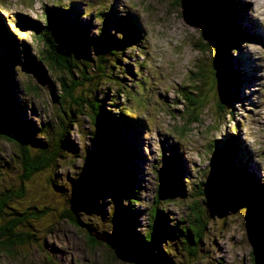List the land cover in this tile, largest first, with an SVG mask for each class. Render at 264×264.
Wrapping results in <instances>:
<instances>
[{
	"label": "rangeland",
	"instance_id": "1",
	"mask_svg": "<svg viewBox=\"0 0 264 264\" xmlns=\"http://www.w3.org/2000/svg\"><path fill=\"white\" fill-rule=\"evenodd\" d=\"M176 1L0 0V17L9 25L10 32L16 34L20 46L19 59L16 57L15 62L10 59L6 63V68L3 69L6 73L0 76V89H12L11 93H15V104L24 105V118L31 120L32 125H42V122L50 123L54 135L60 129L58 117L60 115L51 100L50 86L42 83L38 75L27 67L26 64L30 63L23 62L26 59L37 63L43 48L41 41L37 38L34 24L41 22L44 18L45 4L64 3L71 8L69 18L76 21L75 24L80 28L81 34L92 37L100 34L105 26V22L99 16L101 11H113L109 20H106V33L115 41H121L124 37L130 40L129 48L121 52L122 65L113 69L114 75H118L122 80L124 92L117 94L112 102L113 86L108 82L113 83V79L105 77L103 81L106 83L101 88L103 89L104 86L106 88L103 92L99 91V95L105 97V107L114 109L115 115H119L118 107H120L121 110H127L144 119L136 127H134V121H131V125L121 126L118 141L119 147L125 148L124 153L128 157L129 165L134 164L136 167L137 178L134 184L140 191L134 198L143 200L140 202L143 204H138L136 209L146 210V216L140 215L142 232L152 218L149 215L157 196L159 178L155 174L154 167L163 168L170 161L167 157L175 156L172 169L175 170L176 179L179 181L169 182L172 177L169 175L166 187L163 186L165 193L173 197L159 204L168 214V221L161 223H166V226L173 225L187 213L191 214L186 204L197 193L185 192L189 184L190 187L193 186L192 183L200 185L205 175L209 177L210 173L211 175L219 174L218 161L233 164L231 154L227 152L222 153L221 158L217 155L214 158L215 161L211 160L218 141L224 148L226 139L231 140L236 168L250 170L251 178L254 177L260 182L264 181V0H234L242 6V11L238 12L240 17L237 18V23L247 33V37L244 36L239 49L232 48L231 58L227 59L226 65L232 77H238L240 84L236 79L234 80L235 94L232 102H220L218 85L211 86L209 78L207 84L206 75L203 74L205 76L199 96L201 100L196 109L197 114H201V122L192 124L186 130L184 111L187 109V104L179 98L178 93L181 84L188 83L189 70L194 66L195 59L199 55L194 45L199 39L200 32L195 22H192L186 14V8L184 9L179 3L177 5ZM125 13L128 19H126V25H122L119 17H123ZM11 16L14 19L13 22H11ZM128 30L130 33L126 36ZM47 64L46 61L42 62L43 68L54 77L52 78L54 88L59 91L57 78L64 73L60 69H50V65L47 66ZM93 83L95 82L77 85L75 97L82 95L87 88H91ZM32 85L38 89L34 90L30 87ZM108 85L112 88L109 89ZM228 88H232V83L226 89ZM223 103L227 108H224L225 112L220 111L223 109ZM63 110L71 116L72 110L76 111V107L65 106ZM88 115V113L76 115L69 128L72 150L64 154L71 153L72 158L67 156L64 159L59 158L53 165L54 170H52L55 175L57 174L56 184L64 186L63 190L42 185L46 181L45 178L48 179L47 176L44 177L45 172L36 174L28 182L30 190L27 194L28 198L32 199L30 204L39 206L44 201L52 208V212L40 217L26 211L18 218L11 215L3 218L4 222L7 221L9 224L17 223L15 221L19 220L21 225L18 226L17 233L23 234L24 241L16 242L11 251L0 249V264H121L119 260L114 261L111 258L107 249L101 247L93 250L86 245L85 228L72 225L59 214L63 196L70 197L75 193L85 195L84 189L87 187L82 183L92 187V204L102 206L104 215L109 213L110 206L107 198L112 189L106 185V173L111 166H104L105 168L101 171L98 170V177L102 178L101 183L95 184L93 181L90 183L86 174L90 169L88 165H92L87 159L91 155L92 157L96 155L101 141L99 137L95 138L97 125ZM233 130L238 133L235 134ZM112 136L114 137V133ZM173 147L177 148V153L168 156ZM128 148L135 149L136 153H129ZM15 150L14 145L0 141V155L3 159L12 157L11 162L17 165L19 163ZM2 167L0 187L15 181L11 178L15 171ZM135 169H133L134 173ZM52 170L51 174H53ZM234 171L238 173V170ZM108 176H111L109 172ZM75 180L78 181L77 184H73ZM35 183L37 185L32 190V185ZM119 191L120 186L117 184L115 196L119 195ZM123 197V204L127 205V196ZM87 203H91V200ZM92 204L82 203L83 209L87 210ZM122 209L124 206L118 208L119 211ZM19 210H25L23 204L19 206ZM94 211L96 208H93ZM225 216L227 219L225 223L215 220L208 225V235L204 236L202 247L209 252L204 251L199 262H196L198 255L189 257L185 246L178 245L180 253L175 254L178 255L177 258L173 256L174 264H252L253 245L257 242L262 245V241L257 239L259 237L257 228L252 231L248 224L246 230L247 219L240 207L235 210L230 207L225 208ZM258 216L261 219L264 217V208ZM84 218L90 221L89 218ZM104 222L108 227V221L104 220ZM29 224L35 232L29 228ZM44 225H47L46 231H43ZM165 237L166 239L162 241L163 248L166 246L174 248L177 243L179 244L176 238ZM256 240L258 241L255 242ZM209 243L212 244L209 245ZM155 264L164 263L156 262Z\"/></svg>",
	"mask_w": 264,
	"mask_h": 264
},
{
	"label": "trees",
	"instance_id": "2",
	"mask_svg": "<svg viewBox=\"0 0 264 264\" xmlns=\"http://www.w3.org/2000/svg\"><path fill=\"white\" fill-rule=\"evenodd\" d=\"M178 3L184 9L186 8V14L192 22H195V26L200 32L199 39L195 41L196 44L194 45L199 55L195 59L194 66L189 70L188 83L181 84L178 93L179 98L187 104V109L184 111L186 130L192 124L201 122V114H197L196 109L201 100H199V96L202 92L205 75L207 84L210 80L211 86L216 87L218 85L220 102H232L234 100V80L236 79L238 84L240 81L238 77H232L226 62H228L227 59L231 58L232 48L234 50L239 49L240 43L244 36L247 37V33L237 23V18L240 17L238 12L242 11V6L234 0H177L176 4L178 5ZM69 12H71V8L66 4L44 5V18L41 19L43 23L35 22L34 24L37 38L43 45L38 62L34 63L33 60L26 59L23 61L30 63L26 64L27 67L38 75L42 83L50 86L51 100L60 115L58 116L60 129L57 134L52 133V125L48 122L44 124L42 122V125H32L31 120L24 118V105L15 104V93H11L12 89H0V141L15 146V155L19 163L15 165L10 160L12 157L3 159V156L0 155V169L3 166L2 168L15 171V174L11 176L15 181L11 182L10 186L5 184L0 187V249L8 252L11 251L16 242L24 241L23 234L17 233L18 226L21 225L19 220L15 221L17 223L9 224L7 221L4 222V217L11 215L18 218L26 211L43 217L52 212V208L44 201L39 206L30 204L32 199L28 198L27 194L30 190L28 182L36 174L45 172L44 177L47 176L48 179L45 178L46 181L42 185L63 190L64 186L56 184L57 174L55 175L53 172V165L59 158L64 159L66 156L72 158L71 153L65 155L67 151L72 150L69 141V128L76 115H87L88 113V116L97 125L95 138L99 137L101 141L99 142L100 149L96 155L94 157L91 155L87 159L92 165H88L90 169L86 174L90 183L92 181L95 184L101 183L102 178L98 177L99 171L106 166H111L108 170L111 176H108V172L106 173V185L112 189L107 198L110 206L109 213H105L107 216L104 215L102 206L92 204V187L85 183H82L87 187L84 189L85 195L81 196L75 193L70 197L63 196L62 206L59 209L61 218L74 226L85 228L86 245L93 250L101 247L107 249L112 256L111 258L114 261L119 260L121 264H155L156 262L174 264L175 258L173 256L177 258L178 255L175 254L180 253L177 248L178 245H184L188 256L198 255L196 262H199L202 253L204 251L209 252L202 247L203 238L208 235V225L215 220L225 223L227 221L225 208L230 207L235 210L240 207L247 219L246 230L248 224H250L249 228L251 227L250 230L252 231L257 228L259 234L257 239L262 241V245L257 242L258 240L255 241L257 243L251 249V262L252 264H264V217L261 219L258 216L264 208V181L255 180L247 171L243 173L242 170L236 168L233 147L229 146L230 141L227 140L225 143V147L228 144L227 149L223 148L218 141L217 149L211 155V160L215 161L214 158L217 155L221 158V154L227 152L231 154L233 164H224L218 161L219 174L211 175L210 173L209 177L205 175L200 185L192 183V187L189 184L185 188V192L188 194L194 191L197 193L186 204L190 208L191 214L187 213L179 221H175L171 225L172 227L166 226V223L161 224L165 220L168 221V214L159 204L173 198L163 190V186L168 181L167 177L172 176L169 182L176 181L177 183L179 179H176L175 170L172 169L175 156L167 157L165 155L170 161L163 168L154 167L155 174L159 178L157 196L149 215L152 218L144 227L143 232L141 231L143 225L140 221V215L146 216V210L136 209L138 204H143L140 203L143 200L134 198L138 196L140 191L134 184L137 178L136 167L134 164L129 165L128 157L124 153L125 148L119 147L120 143L118 142L120 127L129 125L135 115L127 110H121L120 107H118L119 115H115L114 109L105 107V97L99 95V91L102 90L103 92L106 88L105 86L103 89L101 88L106 83L103 81L105 77L113 79V83L108 82L113 86L112 102H114L117 94L124 92L121 85L122 80L118 75H114L113 69L122 65L121 52L125 48H129L130 40L124 37L121 41H115L106 33V20H109L113 11H101L99 16L102 17L105 26L101 33L97 34L98 36L92 37L81 34L80 28L75 24L76 21L70 20ZM126 19H128L126 13L123 17H119V20H122V25H126ZM20 25L24 26L21 23ZM6 29V21L0 17V76L6 73L3 71L6 68V63L10 59L15 62V58L19 59L20 56V46L16 34L10 30L4 33ZM129 33L128 30L125 35L128 36ZM123 34L124 29L122 28ZM44 61L50 65V69L63 71V75L56 77L59 81V91L54 88L52 79L54 77L43 68L42 62ZM1 82L3 83V81ZM86 82L95 83L91 88H87L82 95H76V98L77 85H85ZM229 82L232 83L233 89H226L230 85ZM110 85H108L109 89L112 88ZM30 87L34 90L38 89L34 85ZM67 99L69 100L67 101ZM70 105L76 107V111L72 110L71 116L63 110L65 106L70 107ZM222 106L223 109L226 108L225 103ZM223 109L220 111L225 112L227 108ZM135 118L142 121L139 117ZM113 133L114 137L112 136ZM176 151L177 148L173 147L172 154L168 156H173L177 153ZM131 152L136 153L135 149H129V153ZM77 156L80 155L77 154ZM133 169H135V173ZM235 169L238 170V173L234 171ZM51 170L53 174H51ZM77 183L78 181H73V184ZM102 184H104L103 181ZM117 184L120 186V191L118 192L119 195L115 196ZM36 185L37 183L32 185V190ZM178 187L181 186L178 185ZM125 195L127 196V205L123 204V196ZM88 200H91V203H87ZM82 203L92 204V206L85 210ZM22 204L25 210H19V206ZM52 204H54L53 201ZM122 206L124 209L119 211L118 208ZM93 208H96V211L93 212ZM84 217L89 218L90 221ZM104 220L108 221V227H106ZM28 226L32 231L35 230H33L32 225L29 224ZM46 229L47 225H44L43 231ZM97 235L107 239H99ZM165 236L176 238V242L179 244L177 243L174 248L172 246L163 248L162 241L166 239ZM32 237H34L33 234ZM211 244L209 243V245ZM107 257L109 258L108 255ZM192 262L195 261L192 260Z\"/></svg>",
	"mask_w": 264,
	"mask_h": 264
},
{
	"label": "water",
	"instance_id": "3",
	"mask_svg": "<svg viewBox=\"0 0 264 264\" xmlns=\"http://www.w3.org/2000/svg\"><path fill=\"white\" fill-rule=\"evenodd\" d=\"M97 237H98L99 239H104V240H105V237H103V236L97 235Z\"/></svg>",
	"mask_w": 264,
	"mask_h": 264
}]
</instances>
